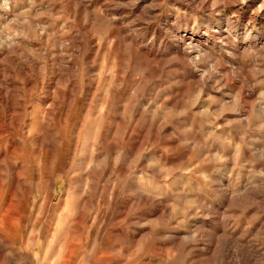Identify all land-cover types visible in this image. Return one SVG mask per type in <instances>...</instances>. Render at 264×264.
Here are the masks:
<instances>
[{
	"label": "clouds",
	"instance_id": "9594fccd",
	"mask_svg": "<svg viewBox=\"0 0 264 264\" xmlns=\"http://www.w3.org/2000/svg\"><path fill=\"white\" fill-rule=\"evenodd\" d=\"M0 264H264V0H0Z\"/></svg>",
	"mask_w": 264,
	"mask_h": 264
}]
</instances>
